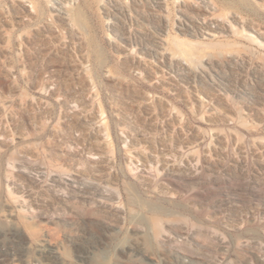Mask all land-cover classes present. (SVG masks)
I'll return each mask as SVG.
<instances>
[{
    "label": "rangeland",
    "instance_id": "rangeland-1",
    "mask_svg": "<svg viewBox=\"0 0 264 264\" xmlns=\"http://www.w3.org/2000/svg\"><path fill=\"white\" fill-rule=\"evenodd\" d=\"M114 226L264 264V0H0V264Z\"/></svg>",
    "mask_w": 264,
    "mask_h": 264
},
{
    "label": "built area",
    "instance_id": "built-area-1",
    "mask_svg": "<svg viewBox=\"0 0 264 264\" xmlns=\"http://www.w3.org/2000/svg\"><path fill=\"white\" fill-rule=\"evenodd\" d=\"M169 212L182 216L184 210L173 208ZM144 217L143 213L135 216ZM0 233L5 236L1 227ZM187 237V233L168 232L157 237L145 235L144 232L126 235L118 226H114L109 233L91 236L86 259L88 264H198L199 256L186 252ZM0 250H4L3 244ZM73 262L68 259V264H74Z\"/></svg>",
    "mask_w": 264,
    "mask_h": 264
}]
</instances>
